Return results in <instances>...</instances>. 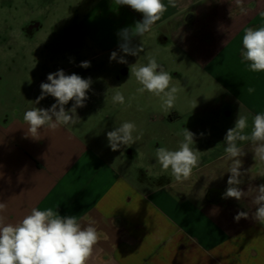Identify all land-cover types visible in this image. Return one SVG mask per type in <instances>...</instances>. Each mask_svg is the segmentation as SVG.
Instances as JSON below:
<instances>
[{"label":"crops","instance_id":"obj_1","mask_svg":"<svg viewBox=\"0 0 264 264\" xmlns=\"http://www.w3.org/2000/svg\"><path fill=\"white\" fill-rule=\"evenodd\" d=\"M111 3L119 16L123 6ZM123 13L122 29L143 19L128 6ZM261 13L264 0H241V5L236 0H177V6H169L153 25L190 52L220 90L205 104L190 101L181 108L175 103L168 112L161 111L165 118L152 130L153 155L138 124L133 135L142 133L139 144L114 152L107 132L120 125L45 127L31 137L23 116L4 119L0 114L5 223L19 222L32 208L76 216L83 226L88 217L101 233L89 264H264V224L254 219L264 162L254 160L250 141L238 142L245 153L239 157L245 173L239 187L247 195L240 201L222 198L231 164L225 153L226 132L239 113L248 117L245 133H250L253 117L264 112V72L250 71L241 55L244 30L264 25ZM141 96L134 98L138 107L140 97L149 107L155 100V105L161 103L157 97ZM149 107L140 108L141 113H153ZM187 116L195 117L192 125L185 122ZM183 127L195 134L192 147L201 151L200 164L188 180L178 182L170 170H162L156 149L177 150L183 139L177 133ZM127 155L134 159L127 160ZM240 211L249 217L236 221Z\"/></svg>","mask_w":264,"mask_h":264},{"label":"rangeland","instance_id":"obj_2","mask_svg":"<svg viewBox=\"0 0 264 264\" xmlns=\"http://www.w3.org/2000/svg\"><path fill=\"white\" fill-rule=\"evenodd\" d=\"M112 0H0V114L4 119L23 116L26 110L50 108L55 98L46 96L36 104L41 94L40 85L48 82L49 73L63 70L66 75L77 74L90 78L92 83L84 107L77 108L80 118L75 126L82 130L106 125L134 122L144 130V144L154 154L152 130L163 117L161 103L151 105L134 98L140 87L130 68L147 64L154 56L173 76L172 84L181 91L175 103L178 107L188 104H205L220 91L212 83L190 52L176 46L168 32L158 25L143 37H134L132 46L143 47L138 56L123 53L118 33L122 30L124 6L121 13L112 6ZM117 52V60H110ZM123 57L127 63H119ZM88 61L90 66L81 67ZM116 92L132 97L124 105L113 103ZM149 97H155L147 92ZM150 102H152L150 100ZM74 101L65 105L68 110ZM131 105L130 107L128 105ZM153 111L142 114L140 108ZM150 112V113H149ZM194 116L184 120L192 125ZM184 121L178 122L183 125ZM155 130V128H154ZM99 133V132H98ZM153 141V142H152ZM136 141L135 144H139ZM152 150V151H151ZM127 160L134 159L126 156ZM145 171V170H144Z\"/></svg>","mask_w":264,"mask_h":264},{"label":"clouds","instance_id":"obj_3","mask_svg":"<svg viewBox=\"0 0 264 264\" xmlns=\"http://www.w3.org/2000/svg\"><path fill=\"white\" fill-rule=\"evenodd\" d=\"M119 6H128L137 13L142 14L143 19L135 23L131 28L120 30V50L132 56H138L143 52V47L132 46L134 37H143L152 26L161 20L168 7H176L177 0H114ZM241 5V0H236ZM241 14L246 12L240 6ZM264 16V13H261ZM242 57L248 62L252 72H264V25L257 28H246L242 37ZM110 60H117V52L113 51ZM147 64L135 65L130 68V74L135 77L140 85L137 93L145 92L157 97L161 102L163 111L168 112L173 108L177 94L181 89L172 84L173 76L166 71L164 66L157 62L154 56L147 57ZM119 63H127L121 57ZM81 67L87 68L90 62H81ZM48 82L40 85L41 94L36 99L39 104L46 96L55 98V103L50 108H32L23 113V120L28 125L31 137L38 135L42 128L57 129L59 126L75 125L80 118L77 108L85 106L88 99V91L91 79H85L77 74L66 75L61 69L47 76ZM253 91V89H249ZM113 103L125 104L122 93L116 92L112 97ZM70 101H74L72 107L65 109ZM131 106L130 104L128 105ZM196 107V106H195ZM194 107V108H195ZM142 110V109H141ZM249 127L246 115L238 116L233 128H229L224 137L226 143V158L231 161L227 180L228 187L222 198H234L240 201L247 195L239 185L243 183L241 177L242 161L239 159L245 155L238 142L250 141L254 147V160L264 162V112L256 114L252 119L250 133H245ZM137 126L134 122L125 121L119 127L107 132L108 146L112 151H118L122 147L131 146L140 140L142 133L134 136ZM177 135L183 139L177 150H169L161 146L156 149V160L163 171L170 170L171 176L178 182L188 180L195 168L200 164V152L194 149L195 134L187 128H182ZM203 135V134H201ZM249 171V170H247ZM254 203L257 205L254 219L264 224V184L256 187ZM7 209L4 202H0V264H89L94 255L96 245L101 239V233L93 226L94 221L85 217L89 223L83 226L76 216H61L52 208L40 210L32 208L19 222L5 223L2 215ZM249 214L240 211L234 217L236 221L241 218L247 219Z\"/></svg>","mask_w":264,"mask_h":264}]
</instances>
